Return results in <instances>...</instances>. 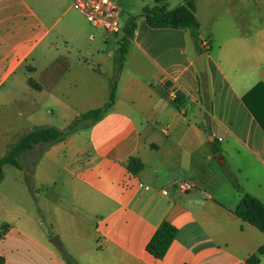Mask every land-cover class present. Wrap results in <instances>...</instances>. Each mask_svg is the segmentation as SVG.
Listing matches in <instances>:
<instances>
[{
	"label": "crops",
	"instance_id": "obj_1",
	"mask_svg": "<svg viewBox=\"0 0 264 264\" xmlns=\"http://www.w3.org/2000/svg\"><path fill=\"white\" fill-rule=\"evenodd\" d=\"M168 1V10L183 4ZM72 2L0 0V88L10 82L4 96L25 87L63 107L55 94L67 88L74 121L102 108L116 81L102 118L50 148L71 154L64 170L73 205L94 219L92 227L76 222L78 239L89 243L74 247L78 264H245L264 245V234L232 213L243 193L264 204V0L196 1L198 46L188 30L149 27L141 12L151 4L142 3L120 71L113 57L123 28L110 46L113 34H93L72 18L58 26ZM201 55L204 73L194 64ZM130 158L143 166L136 175ZM183 181L196 188L177 191ZM0 222L9 226L4 264H66L41 220ZM162 222L177 234L158 260L146 246Z\"/></svg>",
	"mask_w": 264,
	"mask_h": 264
},
{
	"label": "rangeland",
	"instance_id": "obj_2",
	"mask_svg": "<svg viewBox=\"0 0 264 264\" xmlns=\"http://www.w3.org/2000/svg\"><path fill=\"white\" fill-rule=\"evenodd\" d=\"M112 1H115L121 9L119 20L121 29L135 13H140L142 3L151 4L150 8L153 6L151 0ZM178 1L169 0L168 6L175 7ZM67 18H72L78 25L89 28L95 34V29L74 9L60 18L58 26H62ZM100 32L103 33V31ZM117 40L118 37L111 35L110 46ZM98 44L103 46L104 42L97 40L95 45ZM8 86L10 88V82L0 88V157L7 153L12 143L14 144L21 136L35 128L52 127L65 130L73 122L70 119L76 114L65 112L67 107H73L68 103L72 98L67 88L58 91L63 94H55L66 105L64 108L50 98L38 96L36 91L26 90L25 87L13 90L15 94L10 92L13 96H4L3 93ZM31 99H35L39 104L28 103ZM28 108H30L29 111ZM19 113H22V116ZM84 131V128H79L70 135ZM53 145H38L28 152L25 158L21 157L20 163L24 167L23 170L10 166L4 168L3 179L0 182V217L7 221L14 220L16 223H19L18 220L23 223L25 219L41 220L42 228L49 236L48 242L53 236L59 237L62 252L51 245L62 260H64L63 256H67L74 264H78L80 258L76 257L74 247L78 242H83L85 246L89 243L86 239H78L79 226L76 222L92 227L94 219L88 210L73 205L76 200L71 189V174L64 170L71 154L64 146L58 147V151H55L56 149L51 151L50 148ZM25 168L27 172H24ZM33 174H38L41 181L36 182Z\"/></svg>",
	"mask_w": 264,
	"mask_h": 264
},
{
	"label": "trees",
	"instance_id": "obj_3",
	"mask_svg": "<svg viewBox=\"0 0 264 264\" xmlns=\"http://www.w3.org/2000/svg\"><path fill=\"white\" fill-rule=\"evenodd\" d=\"M153 8H143L141 16L145 18L147 24L151 28H170L188 30L195 46H198L200 40L198 37V22L195 18V2L198 0H181L182 5L168 10L166 6L167 0H152ZM135 30V18L131 17L127 24L123 27L121 42L113 61L120 71L123 67L125 54L127 52L130 40L133 37ZM33 88L37 86L28 81ZM263 85L255 87L250 94L256 92ZM116 81L111 83L107 102L102 108L89 110L81 114L75 119L65 130H58L52 127L35 128L21 136L14 144L11 145L7 153L0 158V182L3 179L4 167L10 166L17 170H22L20 163L21 156L33 150L38 145H53L67 138L72 132L79 128L91 126L99 121L102 116L112 107L115 101ZM257 120L260 117L255 112H251ZM143 166L140 161L135 158H130L127 162V170L136 175L142 170ZM230 178V177H229ZM231 184L235 190L241 191L237 182L230 178ZM240 220L248 223L264 234V204L248 193H243L241 199L232 211ZM9 226L5 223H0V240L5 236ZM177 230L167 222H162L155 233L149 240L146 246V251L155 259L161 260L165 256L171 243L174 241ZM259 256H264V245L260 247L257 254L250 256L245 264H259ZM67 264H74L67 256H63ZM0 264H4V259L0 256Z\"/></svg>",
	"mask_w": 264,
	"mask_h": 264
},
{
	"label": "built area",
	"instance_id": "obj_4",
	"mask_svg": "<svg viewBox=\"0 0 264 264\" xmlns=\"http://www.w3.org/2000/svg\"><path fill=\"white\" fill-rule=\"evenodd\" d=\"M72 8L79 13L87 23L97 32L103 31L107 34H119L120 9L112 0H73ZM94 36L92 35L91 38ZM201 47L208 51L210 46L207 42L200 43ZM171 98H175V92H171ZM177 191L187 193L196 188L192 181H183L175 184Z\"/></svg>",
	"mask_w": 264,
	"mask_h": 264
},
{
	"label": "water",
	"instance_id": "obj_5",
	"mask_svg": "<svg viewBox=\"0 0 264 264\" xmlns=\"http://www.w3.org/2000/svg\"><path fill=\"white\" fill-rule=\"evenodd\" d=\"M204 60H205V55H201L195 62V66L198 70L199 73H204ZM50 244H52L55 248H57L59 251L62 252V247L59 242V237L58 236H53L49 240Z\"/></svg>",
	"mask_w": 264,
	"mask_h": 264
}]
</instances>
